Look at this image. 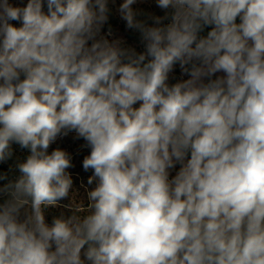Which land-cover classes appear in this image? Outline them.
<instances>
[{"label":"clouds","instance_id":"1","mask_svg":"<svg viewBox=\"0 0 264 264\" xmlns=\"http://www.w3.org/2000/svg\"><path fill=\"white\" fill-rule=\"evenodd\" d=\"M145 2L0 0V264H264V0Z\"/></svg>","mask_w":264,"mask_h":264},{"label":"rangeland","instance_id":"2","mask_svg":"<svg viewBox=\"0 0 264 264\" xmlns=\"http://www.w3.org/2000/svg\"><path fill=\"white\" fill-rule=\"evenodd\" d=\"M10 2L14 4H19L21 0H10ZM23 2L26 3V0H23ZM120 2L121 0H116V5H110V7L112 8L110 23L113 26L114 36L123 38L126 41L127 45L136 47L137 51H141L142 46L139 44L138 33H135L131 30H126L124 22L120 20L116 12V7ZM134 7L138 9H144L145 11L148 12H155L156 14H160V15L163 14L161 10L155 7L154 3L150 2V0H148V2L145 3H138ZM179 78H180V74H179V69L177 68L176 73L174 74L173 82H175V80ZM73 136L74 134H69L68 137H65L63 139H58L55 144L50 146L49 151H51L56 147H60L68 151L72 155L73 163L75 167L70 169L69 171L71 172L73 178V189L76 192L77 200H81L85 204H87V191L95 186V182L91 185L88 184V178L92 175L91 170L85 172L82 168L83 157L88 154L89 150L82 147L84 143L82 139L75 140L73 139ZM15 153H17V157H19L20 154L22 155L20 159H24L27 155L26 151H17ZM70 198H71V193H70ZM68 203H69L68 199L61 201V204H68ZM61 211H65V210L62 208L49 209L46 213V219L50 222L51 218L55 215H58Z\"/></svg>","mask_w":264,"mask_h":264},{"label":"trees","instance_id":"3","mask_svg":"<svg viewBox=\"0 0 264 264\" xmlns=\"http://www.w3.org/2000/svg\"><path fill=\"white\" fill-rule=\"evenodd\" d=\"M14 148H15V150H16L15 152H17V151H21V150L18 148V146H14ZM21 156H22V155L20 154L19 157H17V153H15L14 156H13V158H12L11 160L7 161L6 163H2V164H0V171H5V170H7L8 166H9L10 164H14L17 160H23V159H20Z\"/></svg>","mask_w":264,"mask_h":264}]
</instances>
